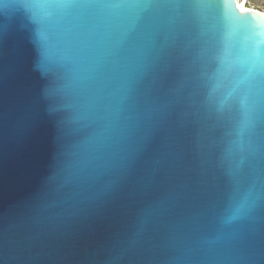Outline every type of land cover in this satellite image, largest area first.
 Masks as SVG:
<instances>
[{"label": "clouds", "instance_id": "obj_1", "mask_svg": "<svg viewBox=\"0 0 264 264\" xmlns=\"http://www.w3.org/2000/svg\"><path fill=\"white\" fill-rule=\"evenodd\" d=\"M44 27L32 25L29 43L32 70L40 75L31 104L34 115L47 120L52 132L48 169L57 176L70 174L72 187L83 194L82 202L109 199L121 190V180L134 166L149 161L157 142L146 141L139 124L123 115L139 107L134 91L121 115L114 117L109 94L72 87L70 73L66 82L49 80L38 71L55 43L54 33L50 41L39 38ZM175 73L174 89L182 91L169 102L171 113L159 130L164 151L155 183L163 191L149 202L157 208L151 219L141 217V226L125 233L123 264H264V72L246 83L237 70L226 71L217 39L206 58H200L199 47L184 54ZM218 78L223 87L213 97L209 87ZM52 87H60L62 94L50 98ZM244 96L252 109L247 137L252 150L237 180L225 154L239 131ZM51 103L60 105L63 113L53 115ZM77 114H83L78 130L66 135L61 122ZM98 137L101 143L92 145ZM250 193L253 204L234 216ZM47 235L13 222L7 234L9 264H63L66 257L44 251ZM99 264H107V258Z\"/></svg>", "mask_w": 264, "mask_h": 264}, {"label": "water", "instance_id": "obj_2", "mask_svg": "<svg viewBox=\"0 0 264 264\" xmlns=\"http://www.w3.org/2000/svg\"><path fill=\"white\" fill-rule=\"evenodd\" d=\"M224 2L238 23L264 30V15L260 11L245 17L236 7L237 0ZM0 21L8 28L0 64V264H9L7 234L13 222L30 226L34 234L47 231L44 251L66 257L63 264H99L105 258L107 264H123L125 233L139 228L142 220L151 219L157 208L149 206V202L163 191L155 181L164 141L159 131L153 129V123L157 110L172 99L176 67L166 79L156 82L151 93H146L144 84L153 82L155 72L137 86L145 68L139 54L129 48L118 64L104 70L103 76L86 82L98 92L110 95L114 117L121 115L126 103H120L124 91L134 87L139 107L123 115L129 123L139 124L142 137L152 135L157 145L149 161L144 166H134L128 177L121 180V190L111 198L82 202L83 194L72 187L74 178L70 174L57 176L48 169L51 128L47 120L34 115L31 104L40 82L39 73L32 70V25L22 13L9 9L4 10ZM189 35L191 51L199 47V27L195 22Z\"/></svg>", "mask_w": 264, "mask_h": 264}, {"label": "snow or ice", "instance_id": "obj_3", "mask_svg": "<svg viewBox=\"0 0 264 264\" xmlns=\"http://www.w3.org/2000/svg\"><path fill=\"white\" fill-rule=\"evenodd\" d=\"M255 0H237V9L245 17L250 12L248 5ZM5 9L18 11L31 25H44L40 39L52 40L47 58L37 66L49 80H66L70 76L72 87L87 91L92 88L88 81L104 75L109 65H115L129 48L140 56L145 72L141 73L136 85L143 84L149 73L155 72L151 84H144L146 93H151L158 80L166 79L182 60L192 44L189 28L195 22L199 27L197 42L200 58H206L210 45L219 40L220 59L226 71L237 70L243 82L250 83L257 72H264V30L238 23L224 0H0V16ZM264 15V12H261ZM8 28L0 21V64ZM95 73V75H86ZM203 79L208 80L207 74ZM223 87L222 79L210 85V94L215 97ZM136 90L129 86L120 103L128 101ZM181 89H172V99L181 94ZM62 94L60 87L48 90L50 98ZM230 94L225 101L230 100ZM111 105H112V99ZM53 115L59 116L64 109L49 104ZM153 129L159 131L171 113V104L157 110ZM83 114L61 122L66 135L74 134ZM253 126L252 109L247 96L241 99L238 133L225 154L230 162V174L239 180L248 164L251 145L247 137ZM153 132V135L155 134ZM152 135L145 140H151ZM94 138L92 145L101 143ZM251 193L236 210L234 216L243 214L251 205Z\"/></svg>", "mask_w": 264, "mask_h": 264}, {"label": "rangeland", "instance_id": "obj_4", "mask_svg": "<svg viewBox=\"0 0 264 264\" xmlns=\"http://www.w3.org/2000/svg\"><path fill=\"white\" fill-rule=\"evenodd\" d=\"M249 9H256L257 11L264 12V0H255L254 3L248 5Z\"/></svg>", "mask_w": 264, "mask_h": 264}]
</instances>
